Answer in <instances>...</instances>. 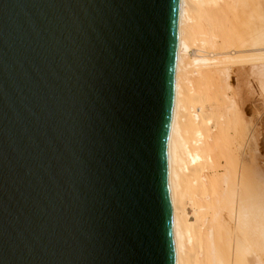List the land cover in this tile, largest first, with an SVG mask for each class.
Instances as JSON below:
<instances>
[{"label": "water", "instance_id": "water-1", "mask_svg": "<svg viewBox=\"0 0 264 264\" xmlns=\"http://www.w3.org/2000/svg\"><path fill=\"white\" fill-rule=\"evenodd\" d=\"M180 0H0V264H175Z\"/></svg>", "mask_w": 264, "mask_h": 264}, {"label": "bare ground", "instance_id": "bare-ground-1", "mask_svg": "<svg viewBox=\"0 0 264 264\" xmlns=\"http://www.w3.org/2000/svg\"><path fill=\"white\" fill-rule=\"evenodd\" d=\"M261 110L264 0H180L167 177L175 264H264Z\"/></svg>", "mask_w": 264, "mask_h": 264}, {"label": "rangeland", "instance_id": "rangeland-1", "mask_svg": "<svg viewBox=\"0 0 264 264\" xmlns=\"http://www.w3.org/2000/svg\"><path fill=\"white\" fill-rule=\"evenodd\" d=\"M255 116H256V115H255ZM262 116L264 117V114H263V111L261 110V111H259V114L256 116L258 120H257V121L255 120L256 123H259V122L262 123V124L260 123V125H259L260 127H262V125L264 124V123H263V122H264V119H263ZM258 117H259V118H258ZM262 119H263V121H261ZM263 127H264V125H263ZM263 132H264V129H263ZM263 134H264V133H263ZM263 136H264V135H263ZM261 139H262V138H261ZM263 155H264V154H263ZM260 160L262 161V160H264V158H262V159H260ZM261 166H264V163H262Z\"/></svg>", "mask_w": 264, "mask_h": 264}]
</instances>
